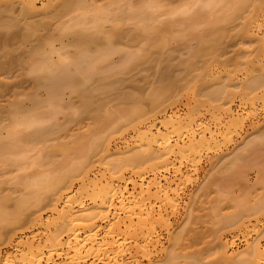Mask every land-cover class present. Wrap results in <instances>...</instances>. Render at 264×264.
<instances>
[{
	"label": "bare ground",
	"instance_id": "6f19581e",
	"mask_svg": "<svg viewBox=\"0 0 264 264\" xmlns=\"http://www.w3.org/2000/svg\"><path fill=\"white\" fill-rule=\"evenodd\" d=\"M47 1V7L45 8L47 11H44L42 16H40V8L43 9L45 6L37 8L36 4L38 0H0V12L2 13L3 11V14L9 10L12 15L14 8L18 6L16 9H19V11L17 10L19 12L18 19L13 20L15 23L11 21L12 25L3 22L5 21L3 19V21L0 20V30L4 31V33H0V49L13 45H17L16 48L18 49L26 47L33 38H38L39 31L48 29V25L52 24L54 20L62 23L60 19L64 18V15H69L73 9L78 10L77 12L79 10L85 11L86 9H90L89 11L92 13L87 16V11L85 13L79 12V15L74 20L76 22L71 20L72 16L69 19L73 22L70 26H77L78 28L76 29L80 32L78 30H72L71 32V34H74L73 38L75 37L73 40V45H75L71 46L72 48L74 47L73 55L69 51H65V47L63 46L64 50L59 55L55 51L56 58L58 56V61H55L57 63L62 61V64L61 62L58 64L52 62V55H55L52 54L54 53L52 51L54 46L51 45L52 39H49L51 41L48 43V38L46 39L47 41L43 40L42 43L44 44L42 45L44 47L49 46L48 53H38L39 61L32 63L30 74L35 76L34 83L36 88L45 92V99L39 100L36 95H32L29 100L31 109L29 111L24 109L30 114L28 116H26V111L25 113L24 111L20 113L22 109L18 103L13 104L14 102H12L11 106L9 103V106L5 109L11 125V127L9 126L11 129H8L12 131H7V136L0 138V170L2 167L15 166L19 163L16 160H11L9 158L10 155L31 154L30 152H33L34 147H36V145H33L38 142L42 143V146H39V150L38 148L36 149L39 152H36L33 159L30 156H23L24 165L34 164L37 167L42 166L43 168V165L46 164L53 166L51 167L52 170L50 168L49 170L44 169L46 172L42 170L45 173L41 170H39L40 172L37 171L36 181L32 185L26 186V189H30L28 196L22 198L20 201L25 205L49 206L50 211L56 214V218L46 224L45 231H43L44 241L41 245L40 243L34 245V238L35 236H39V233L34 236L20 238L14 246L15 253L19 258L11 254H5L3 257L0 256V264H131L128 260H134L139 253H144L143 255L145 256V254L147 255L151 251L161 248L160 232L168 230L171 225L168 215H166V207L173 208L175 206L177 186H173L174 180L170 181L164 174L168 173L170 168H172L173 161L188 160L194 153L204 148L208 149L212 145L215 146L217 144L216 137L209 127L203 126L200 122L198 123L192 116L184 118L167 116L168 118L164 117V119L159 120L156 113L163 109L164 98L169 93L168 87L161 86V88L159 86L156 90H151L146 96L151 105L149 110L139 105L127 111V114H124L126 121H136L138 124L134 127L136 145L129 149L125 147L124 149L127 150L123 154H95L100 148H104L102 145L105 144L106 140L98 136L100 125L109 123L114 126L117 121L111 122V116L102 114L103 112L100 108L103 100H94L91 89L93 87L89 83L92 82L94 76L100 73L99 67L101 64L106 63L112 55L119 53L120 56L122 55L120 49L113 47L115 45L112 39L117 35H110L109 31L104 32L102 25L106 22L110 24L112 21L113 23H117L115 20L118 19L119 21L121 17V20H123L124 17L122 15L129 13L128 17L127 14L124 16L132 22L133 26L144 30L147 34L146 30L150 32L151 29L156 28L154 23H156L155 20H159L157 18L158 14L156 15L159 5L155 6V0H151L152 4L149 1L148 3L145 1L146 4L140 1L141 5L132 10L131 14L127 11L124 13V9L122 10L121 17L119 15V18L116 19L117 15L112 18L113 16L111 17L110 14L104 12L102 8L97 7L98 9H96L94 8L95 6H90V2L89 5L88 1L85 0ZM120 1L118 0V2ZM124 1L126 5H134L132 0L131 5L129 1L123 0V5ZM159 1L161 0H157L158 4ZM197 2L200 1L197 0ZM201 2L202 4L197 3V5L199 4V9H202V12H198L197 15H199V19H203V22L211 19L214 23H222L241 18L242 25L247 28L245 33L247 37L250 39L255 38L259 53L251 60L246 58L244 61V73L249 79L247 78V81H244L243 84L240 81V85H242L240 88L243 98L248 103H254L256 99L258 101L264 99V41L262 37L258 38L254 34L255 30L260 31V28L264 25V0H201ZM133 5L132 7H134ZM177 7H175V10H177ZM183 7L185 12L182 9L181 12L189 13L186 10L191 6ZM185 7L188 8L185 9ZM75 10L72 12H75ZM108 10L111 12L112 9L109 8ZM169 10L171 11V9ZM175 10L171 11L172 14L177 13ZM117 11L118 13L121 12L120 9ZM112 12L114 13V11ZM36 14H39L40 20L32 21L34 17H37ZM108 15H110V18ZM194 20L191 22L194 23ZM19 22H22V27ZM124 22L122 21V24ZM120 23L119 21L116 25ZM65 26L70 27L69 25ZM87 26L88 29H93L94 32L92 34L86 32L91 31V29H86ZM14 27L17 28L13 29ZM75 27L63 29H66L68 32ZM18 28H24V30L20 31ZM154 32L152 31L153 34ZM186 33L188 34L187 31ZM118 37L120 38V35ZM145 37L150 41L153 35L149 36V38L148 36ZM166 39L165 36H161L160 43L163 46L169 42ZM172 39L175 40V37L168 38L170 42H173ZM147 40H145V43ZM200 40L201 38H198L197 41L200 42ZM45 44L48 46H45ZM96 44H99L101 47L99 45L98 47ZM150 44H152L151 41ZM94 45L97 48L95 47L96 49L91 51L90 48L94 47ZM62 47L59 48L60 51ZM40 48L39 50H41ZM141 49L146 50V48ZM140 50L134 51L132 54L131 52L127 55L124 54L121 59L123 62L121 61L122 63H120V65H123L120 67L128 69L134 62L137 65L136 63L140 61H149L151 59L149 51ZM64 51L70 54V58L67 61H65L66 57L63 55L65 54ZM32 52H30V55H32ZM9 53L7 50L5 51L6 55ZM34 55L35 53L32 56ZM232 78L230 74H226L224 77L225 86L223 85V87L213 90L210 93V97L211 103L214 106L213 108L218 111V115L212 116L213 120L220 123L222 119H226L230 122V127L233 128L238 126L237 112L235 113V110L232 108V100H230V95L233 92L227 90L232 87ZM255 90H260L261 95L259 97H257V94V96L252 94ZM65 91L70 92L69 94L78 99L80 98V103L78 107L74 108L75 111L72 114L78 111L80 114H96L97 117L92 115V119L89 118V121L92 123L89 133H82L74 140H71V142L59 139V141L53 142L54 144L48 142L49 145H47L46 142L50 140L47 138L48 134L46 135V133H50L47 130H50L51 126L53 128L57 126L55 125L57 123L53 124V120H58L57 117L55 119L54 117L57 114L60 116L59 112L66 119H69L71 116L69 113L71 112L69 111L70 109L73 110L71 107L69 108L68 106L69 109L66 107L65 110H63V107L60 110L61 106H64V103H62L64 102L62 100L63 97L61 98L60 96ZM129 97L136 104L141 101L140 95H131ZM0 106L2 107L3 105ZM4 107H2L3 111ZM39 108H42V110L44 108L45 110L40 111ZM190 109L191 111L194 110L193 107ZM66 110L68 112L65 114ZM18 113H20V117ZM118 120L124 121V119ZM146 120L153 123L144 127L143 122ZM156 124L160 125V127L155 128ZM20 127L25 130L29 128L30 130L28 131L24 130L26 133L31 132V129L32 132L23 134V129H20ZM92 136H95V138H91ZM26 146L33 147V150L28 149ZM104 151H107L106 145ZM110 158L111 160H108ZM56 163L57 167L53 165ZM178 175H181L180 170H176L172 177L177 178ZM262 181L261 189H264V179ZM259 202L261 203V201ZM156 203L162 207L157 206L158 208L154 209L153 206L155 207L156 205L154 204ZM163 206H166V209H162ZM253 206L254 210L253 208L252 210L254 212L260 211L261 208L256 209L260 205L256 204ZM249 207L252 206L250 205ZM249 207L242 204V206H239L240 212L244 213L242 208ZM237 208L235 209L237 210ZM238 211L234 216L227 217L228 219H221V224L224 223L226 224L225 226L237 224L241 220L240 217L242 215ZM119 214L123 217H119ZM40 217H34L33 220H30L33 222L31 223L33 227H39L44 224ZM19 218L8 220L10 228L19 223ZM0 223L9 228L8 223H5L4 219ZM101 225H104V227H101ZM255 227L252 230H256ZM240 231L239 234L243 235L246 229ZM258 238L248 243L241 255L235 256L228 254V243L222 241L218 232H213L212 239L215 251L212 255L219 258L223 264H264V245ZM230 244L232 245V242ZM174 252L172 250V253L166 254L167 260H162L163 262L160 263L178 264V260L181 258L179 257L180 259H178L177 257L181 255ZM126 257L127 259L124 260ZM196 260L194 259L193 262L191 260V263H189L197 264L199 260L198 264H200V259Z\"/></svg>",
	"mask_w": 264,
	"mask_h": 264
},
{
	"label": "rangeland",
	"instance_id": "374dc122",
	"mask_svg": "<svg viewBox=\"0 0 264 264\" xmlns=\"http://www.w3.org/2000/svg\"><path fill=\"white\" fill-rule=\"evenodd\" d=\"M85 1H88V4L90 2L91 5H89L95 6L94 8L96 9H98L97 7L102 8L104 12L110 14L111 17L113 16L112 18L117 15V17H115L116 19L119 18V15L121 17V13L123 12L125 13L127 11L131 14V11L138 5H141V2L146 4L145 1H147V3L149 1V3H151V0H132L134 3L133 5L131 0H127L130 2V5L132 4L134 6L132 7V5H126L125 1L124 5L126 6H124L122 4L123 0H121L122 2L120 0V2H118V0ZM190 1L193 2L194 0H161L159 4L157 0H155L156 3L153 1L155 6L159 5L156 15H159H157V18L161 23L159 20H157L158 22L155 20L156 23H154V25L156 28L153 30L151 29L150 32L146 30L147 34L144 30L140 28L139 30L138 27L132 25V22L124 16L127 13L122 15L124 18L123 20H121L122 17L120 18L119 21L121 23L119 25H116L119 23L118 19L115 20L117 23H113L112 21L110 24L106 22L102 25V30L104 32L109 31V33H111L110 35H120V38H117V36L114 37L112 42L115 45L113 47L120 49L122 55L120 56V53L112 55L106 63L104 62L101 64L99 67L100 73L98 72L99 74L94 76L92 82L89 83L93 88L88 84L92 89L94 100H103L100 108L103 113H101L111 116V122H114V120L117 121L114 126L109 123L99 124L100 130L98 136L106 140L105 144L102 145L104 148H100L95 154H123L127 150L124 149L125 147L129 149L136 145L134 127L138 124L136 121H126L124 114L139 105L149 110L151 105L146 96L151 90H156L159 86L168 87L169 89V93L164 98L163 109L156 113L159 120L167 116L172 118L192 116L198 123L200 122L203 126L209 127L211 131L214 132L217 141L215 146L212 145L208 149L204 148L194 153L188 160L173 161L172 168L164 175L170 181L174 180L173 186H177L175 206L173 208L163 206L162 208H167L166 215H168L171 225L168 230L160 232L159 238L162 243L161 248L156 249L157 251H151L149 254H145V256L143 255L144 253H139L137 257L135 256L136 258L134 257V260H128L131 264H157V262L159 264L163 262L162 260H167L166 254L172 253V250L181 255L177 257L178 259L181 258L178 260L179 263L176 261L178 264H188L191 260V262H193L194 259H200V264H220L221 260L212 255L215 251V245L212 239L213 232H218L222 241L228 243V254L235 256L238 254L241 255L246 245L258 237L264 245V189H261V183L264 179V99H260L259 101L256 99L254 103H248L243 98L240 88V86H242L240 85V81L243 84L244 81H247V78L249 79L244 73V61L246 58L251 60L259 53L258 44L255 42V38L250 39L245 34L247 28L242 25L241 18L222 23H214L211 19L207 22H203V19H199L200 17L197 15L198 12H202V9H199V4L197 5V3L202 4L201 0H198L200 2L195 0L193 3ZM46 2L48 3L47 0H38L36 4L37 8L43 7V5L45 6L43 9L40 8V16H42L44 11H47L45 10L47 7ZM195 2L197 3L195 4ZM135 3L137 4L135 5ZM184 3H188L189 5ZM106 6L112 9L111 12ZM183 6H191L189 8L185 7V9L188 8L186 12L189 13L181 12L184 8ZM175 7H177V10H175ZM16 8H18V6ZM16 8L13 9L14 11L11 10L13 12L12 15L9 10L4 12V14L3 11L2 13L0 12V20H5L3 22L11 24V21H15L16 18L18 19L19 9ZM119 9L121 12L118 13L117 10ZM169 9H171V11L174 9L177 13H174V11V14H172ZM89 10H79V12L85 13L87 11L86 14L88 16L92 13ZM122 10L124 11L122 12ZM72 11L69 15L67 14L68 16L64 15V18L62 17L63 19H60L62 23H59L58 20L57 22L54 20L52 23L53 25L50 23L48 25L49 31L48 29L39 31L38 35L40 37L37 35L38 38H33L26 47H20L18 49L16 48L17 45H13L5 49H0V64L4 63L0 66L2 70L0 72V105H3L2 107L5 105L4 111L0 106V138L6 137L7 131L11 129L9 117L7 118V113L5 112L9 103L10 106L12 102H14L13 104L18 103L19 106L21 105L20 107L22 109L20 113L23 111L25 113L26 110L29 111L31 109L29 100L32 95H36L39 100L45 99V92L36 88L34 83L35 76L30 74L32 63L39 61L38 53H48L49 46L45 44V46L47 45L48 47H44L42 45L44 44L42 43L43 40L47 38L48 40L52 39L51 45L54 46L53 49L59 50V48L63 46L65 47V51H69V53L73 55L74 47L72 48L71 46L73 45L75 37L73 38L74 34H71V32L72 30H78L76 29L78 27L70 25L73 23L71 20L74 21L77 15H79V12H77L78 10H75V12ZM112 11H114V13ZM73 13H75V15H73ZM15 15L17 16L15 17ZM110 15H108L109 18ZM40 16L38 14V19L34 17L32 21L40 20ZM128 16L129 13L127 14V17ZM193 20L194 23L191 22ZM122 21H125L124 24H122ZM21 23L19 22L22 27L23 24ZM64 24L70 27L68 28ZM20 25L18 26L20 27ZM62 27L68 29L71 27L75 28L67 32V30ZM18 29H20V31L22 29L24 30V28ZM86 29H88V26ZM89 29H91V31ZM89 29V31L86 32L92 34L94 32L93 29ZM152 31H155L154 34ZM0 33H4V31L0 30ZM155 33L157 34L155 35ZM149 34L153 35V38H150L152 44H150V41L145 37H151ZM254 34L258 38L262 37L264 41V25L260 28V31L255 30ZM161 36H165V38H167L166 40L169 42L170 40H168V38L175 37V40L172 39L173 42L170 43L166 41L167 44L163 46L160 43ZM198 38H201L200 42L197 41ZM145 40H147L146 43ZM50 41L51 40L47 41V43ZM96 45L98 46L99 44ZM63 47L61 51L59 50L60 52L52 49V51H54L52 54H55L52 55L53 58L51 57L52 62H56L55 60L58 59V56L56 58V52L59 55L64 50ZM95 47L94 45V47L90 48L91 51L97 48ZM39 48L41 50H39ZM139 48H146V50H140ZM6 50L10 52L7 55L5 54ZM34 50L36 51L34 52ZM137 50L149 51L151 59L149 61H140L136 63L137 65H135L134 62L132 66H135H131L132 68L123 69V67H120L123 65H120V63L123 62L121 60L122 56L130 52L132 54V52ZM31 51L35 53L34 56H32L34 54L33 52L32 55H30ZM67 52H65V54L62 53L66 57V59L63 58L65 61L70 58V54ZM36 55H38V57H36ZM60 62L62 64V61ZM58 63L56 62V64ZM226 74H230L231 77L234 78H232V87L227 89L229 92H233L231 93L232 95H230V100H232V108L235 110V113L237 112L236 118L238 119V126L233 128L230 127V122L226 119H222L220 123H217L212 118L213 115H218V111L213 108L214 106L211 103L210 93L213 90L223 87V85L225 86L224 77ZM69 93L68 91L62 92L60 97H63L62 100H64V102L62 103H64V106H61L60 110H62L63 107V110H65L66 107L68 108V106L69 108L71 107L73 109L69 110L71 111L69 112L71 116L69 119H66L64 118L65 116L63 117V114L59 112L60 116L57 114L54 117V119L56 117L58 119L57 121L53 120V124L57 123L55 124L57 126L54 128L52 126L51 128L49 127L51 131H47L50 133L44 131L46 135L48 134L47 138L50 139L46 142L47 145H49V143L54 144L53 142L56 140L59 141V139L65 142H71V140H74L80 134L89 133L92 127L89 118H91L93 114H80L78 111L72 114L75 111L74 108L78 107L80 98L78 99ZM252 94L255 96L258 95L257 97H259L261 92L260 90H255ZM131 95H140L141 101L136 104V102L129 97ZM6 104L8 105L6 106ZM191 106L194 109L193 111L190 109L192 108ZM39 110L44 111L45 109L43 108L42 110V108H39ZM67 110L65 114L68 112ZM28 111H26V116L29 114L27 113ZM20 113H18L19 117L21 116ZM93 116L97 117L96 114ZM118 119H124V121ZM143 123L144 127H146L153 122L146 120ZM154 127L158 128L160 125L156 124ZM20 129H23V132L25 130L22 127H20ZM26 130L28 131L30 129L28 128ZM22 131L20 130V132ZM31 132H24L23 134H29ZM44 137L46 136L44 135ZM91 138H95V136ZM41 144L40 142L35 143L33 146L36 145V147H34L33 152L28 150H33L32 146V148L26 146L28 149L25 148L31 154L10 155L9 158L11 160H16L19 163L15 166L2 167L0 170V220L2 221L4 219L5 223H8V220L20 217L19 220L21 221H19L17 225L15 224V226H12V228H10L11 226L9 223V228H6L4 224L0 223L1 257L5 254H11L19 258L15 253L14 246L16 242L23 237H30L39 233L40 235L34 238V245L37 243L41 245L44 241L43 231H45L46 224L56 218V214L50 211L49 206L44 205L39 207L33 204L25 205L20 201L22 198L28 196L30 189H26V186L32 185L36 181V172H40L39 170L42 171L44 169L49 170V168L51 169V167H53L46 164L43 165V168L42 166H39V168L34 164L24 165L23 156H30V158L33 159ZM105 145L107 151H104ZM37 148L38 150H36ZM111 158L108 160H111ZM53 165L56 167L58 166L57 163ZM176 170H180L181 175H178L177 178H173L172 176ZM259 201H261V203ZM254 202L256 203L254 204ZM238 204L239 206L245 204L248 207L250 205L252 207L242 208L244 212L242 213V211L240 212L239 206H237ZM256 204L258 206L260 205L259 207L255 206L257 207L256 209H261L260 211L254 212L253 205ZM154 205H156L155 207L153 206L154 209L160 206L158 203ZM235 208H237V210ZM237 211L239 214L241 213L243 215L240 214L241 220H239L237 224L231 226H225L226 224L224 223H222L224 225L221 224V219L232 217ZM119 215V217H123L121 214ZM39 216H41L40 218L44 224L39 227H33L31 224L33 222L30 220ZM101 227H104V225H101ZM253 227H255L256 230H252ZM242 228L246 229L243 235L239 234L241 232L240 230H243ZM229 242H232V245ZM229 244L231 247H229ZM177 253L176 255H178ZM126 259L127 257L124 258V260ZM221 264L223 263L221 262Z\"/></svg>",
	"mask_w": 264,
	"mask_h": 264
}]
</instances>
